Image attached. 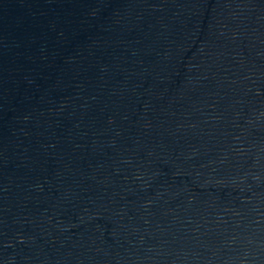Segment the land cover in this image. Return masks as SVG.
I'll list each match as a JSON object with an SVG mask.
<instances>
[{
	"label": "water",
	"instance_id": "obj_1",
	"mask_svg": "<svg viewBox=\"0 0 264 264\" xmlns=\"http://www.w3.org/2000/svg\"><path fill=\"white\" fill-rule=\"evenodd\" d=\"M0 264H264V0H0Z\"/></svg>",
	"mask_w": 264,
	"mask_h": 264
}]
</instances>
